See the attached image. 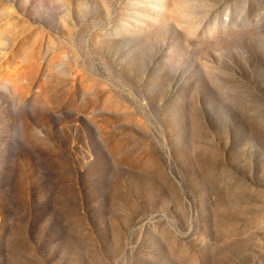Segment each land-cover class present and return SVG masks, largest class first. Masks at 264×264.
Instances as JSON below:
<instances>
[{
  "label": "rangeland",
  "instance_id": "rangeland-1",
  "mask_svg": "<svg viewBox=\"0 0 264 264\" xmlns=\"http://www.w3.org/2000/svg\"><path fill=\"white\" fill-rule=\"evenodd\" d=\"M0 264H264V0H0Z\"/></svg>",
  "mask_w": 264,
  "mask_h": 264
},
{
  "label": "bare ground",
  "instance_id": "bare-ground-1",
  "mask_svg": "<svg viewBox=\"0 0 264 264\" xmlns=\"http://www.w3.org/2000/svg\"><path fill=\"white\" fill-rule=\"evenodd\" d=\"M163 6H165V5H161V8H162Z\"/></svg>",
  "mask_w": 264,
  "mask_h": 264
}]
</instances>
